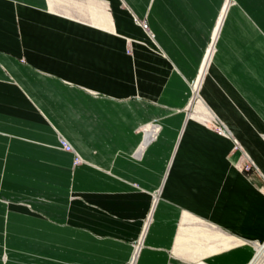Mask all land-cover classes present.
I'll use <instances>...</instances> for the list:
<instances>
[{
  "label": "crops",
  "instance_id": "obj_1",
  "mask_svg": "<svg viewBox=\"0 0 264 264\" xmlns=\"http://www.w3.org/2000/svg\"><path fill=\"white\" fill-rule=\"evenodd\" d=\"M223 5L0 0V264H124L155 192L136 264H248L237 241L264 239V187L185 111ZM229 10L201 95L264 179V0ZM196 217L229 236L201 245Z\"/></svg>",
  "mask_w": 264,
  "mask_h": 264
},
{
  "label": "rangeland",
  "instance_id": "obj_2",
  "mask_svg": "<svg viewBox=\"0 0 264 264\" xmlns=\"http://www.w3.org/2000/svg\"><path fill=\"white\" fill-rule=\"evenodd\" d=\"M223 1H224V3H226V1H227L229 6H232V2H234V0H223ZM141 25H143V22L141 23ZM144 29L148 30L147 27ZM212 44H213V38H211V36H210V38L207 42L203 57L201 59V64H202L203 59L205 57L207 48L210 49ZM215 49H216V46H215ZM207 55H208V53L206 54V57H207ZM214 56H215V52L213 53L212 60L214 59ZM205 63H206V58H205L203 66H205ZM207 68H208V66H207ZM199 69L200 68H198V71H197L195 77L189 82L191 93H190V99H189L188 105H187L186 110H185L187 116L196 119L197 121H199L200 123H202L203 125H205L207 127H210L212 130H214L219 135L229 136L234 143V146H233L234 152H239V161L236 163L237 168L242 172H246L252 180L255 177V179H254L255 182L258 184H261V186L264 187V179H263L262 175L259 174V171H258L256 165L248 157V155L242 149V147L238 143V141L234 137H232L230 130L225 125V123L219 117H217L215 115V113L210 109V107L205 103V101L201 95V88L202 87L200 84V81H201L200 78H202L203 75L201 76L199 74ZM198 74H199V76H198ZM206 74H207V72L205 73V75ZM197 76H198V78H197ZM198 83H199V87H196V86H198ZM160 129H161L160 124L156 123V122L146 123L140 127L139 130L141 131L142 137H141V141H140L139 145L137 146L135 152L133 153L134 156L138 157L141 155V153L146 148V146L156 139ZM147 132L150 133L149 136H147V134H146ZM62 138L65 139L62 135H59V140ZM71 152H73V154H74L73 161H72V167L83 164L84 160L79 155V153L76 152L73 148H72ZM75 157L79 158V162L76 163L74 161ZM257 178H260L261 180H258ZM158 196H159V192H155L153 194V196H152V207L150 208L148 213L143 218L142 229H141L138 237L131 243V245L133 247H132V250H131V253H130L128 259L125 261L124 264H126V263L128 264V261L130 260V258L132 256H134L136 258V256L142 251V249L144 247V239H145V235H146L145 231H147V227L152 221L153 205L155 204V201L157 200ZM196 218H197V220H195V222H193L190 225L191 227H193V229L195 228L199 231L202 230L203 232H204V230H207L210 233H214L216 230H218L222 234L229 236L228 235L229 233L222 231L214 223H212L206 219H203L201 217H196ZM180 223H181V221H180ZM145 227H146V230H144ZM179 231H180V226H179ZM216 240L219 241V239L214 238V239H209V240H201L200 243H201V245L204 243L211 245L214 243L213 241H216ZM239 240L240 241H237V243L244 242V243L250 244L253 247L252 257H251L250 261L248 262V264H264V239L247 241L245 239L240 238ZM231 244L232 245L235 244L232 241V239H231ZM134 245L137 247V249ZM183 258H185L186 260H193V261H198V259H199L198 257H192V256H188V255H184Z\"/></svg>",
  "mask_w": 264,
  "mask_h": 264
},
{
  "label": "bare ground",
  "instance_id": "obj_3",
  "mask_svg": "<svg viewBox=\"0 0 264 264\" xmlns=\"http://www.w3.org/2000/svg\"><path fill=\"white\" fill-rule=\"evenodd\" d=\"M224 7H223V11H222V15H221V19H220V22H219V24H218V26L216 27V29H215V31H214V33H213V36H212V38H213V44L211 45V47H210V49L208 48V51H207V53H208V55H207V57H206V63H205V66H201L202 67V69H201V71L199 72L200 73V75L202 76L203 75V73L206 71V68H207V66L211 63V61H212V58H213V53L215 52V46H216V40H218L219 39V33H220V30L222 29V27H223V25H224V23H225V21H226V19H227V16H228V14L227 13H229V9H230V7L231 6H229V4L227 3V1H226V3H224V5H223ZM222 20H223V22H222ZM203 65V64H202ZM201 79V78H200ZM196 87H199V83H198V86H196ZM148 134V133H147ZM149 135H150V133H149ZM149 135H147V136H149ZM156 202V201H155ZM149 218V217H148ZM149 222V221H148ZM147 227V226H146ZM146 227H145V230H146ZM193 228V227H192ZM195 229V228H194ZM196 231H197V229H195ZM193 231V230H192ZM195 231V232H196ZM199 231V230H198ZM194 232V231H193ZM193 232H189V233H192L193 234ZM203 232V231H202ZM145 233H146V231H145ZM198 233V232H197ZM208 237H210V236H212V238H216V237H218L219 236V234H217V233H210V232H204ZM196 234V233H195ZM194 234V236L196 237V235ZM201 234V233H200ZM203 234V233H202ZM204 234V235H205ZM145 235V234H144ZM210 235V236H209ZM201 236V235H200ZM183 237V239H184V236H182ZM206 237V236H205ZM189 238V237H188ZM201 238V237H200ZM222 239H225V237L224 236H222ZM183 241V240H182ZM222 244L221 245H225V246H229V245H232L231 244V240H229V241H225V240H222V242H221ZM140 254V253H139ZM139 256V255H138ZM138 259V258H137ZM136 262H137V260H136ZM136 262H135V264H136Z\"/></svg>",
  "mask_w": 264,
  "mask_h": 264
},
{
  "label": "built area",
  "instance_id": "obj_4",
  "mask_svg": "<svg viewBox=\"0 0 264 264\" xmlns=\"http://www.w3.org/2000/svg\"><path fill=\"white\" fill-rule=\"evenodd\" d=\"M144 28H146L147 27V24L146 23H143V25H142ZM148 133V134H147ZM146 134L147 135H149V132H147ZM60 145H61V147H62V149H64L65 151H72V147H71V145L68 143V141L67 140H65V139H60ZM74 161L77 163V162H79V158L78 157H75V159H74ZM144 230H145V228H144ZM135 246V245H134ZM133 247V246H132ZM136 247V246H135ZM136 249H137V247H136ZM139 255V254H138ZM138 255L136 256V258L134 257V256H132L131 258H130V260L128 261V264H135V262H136V259H137V257H138ZM127 264V263H126Z\"/></svg>",
  "mask_w": 264,
  "mask_h": 264
}]
</instances>
